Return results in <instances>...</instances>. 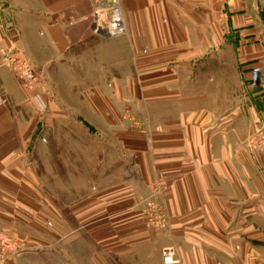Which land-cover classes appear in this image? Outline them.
<instances>
[{"label": "crops", "instance_id": "crops-1", "mask_svg": "<svg viewBox=\"0 0 264 264\" xmlns=\"http://www.w3.org/2000/svg\"><path fill=\"white\" fill-rule=\"evenodd\" d=\"M120 4L125 31L108 38L91 30V0H0V46H21L49 86L38 117L0 53L8 99L0 104V227L54 222L48 199L38 203L29 156L40 134L74 110L112 151L96 158L100 177L74 202L77 225L58 241L88 229L107 257L102 264H264V0ZM83 44L94 69L104 49L110 86L68 87L71 104L51 80L68 78ZM154 176L167 183L160 230L147 224L141 203ZM164 245L174 246L175 262L162 261Z\"/></svg>", "mask_w": 264, "mask_h": 264}, {"label": "rangeland", "instance_id": "rangeland-1", "mask_svg": "<svg viewBox=\"0 0 264 264\" xmlns=\"http://www.w3.org/2000/svg\"><path fill=\"white\" fill-rule=\"evenodd\" d=\"M116 36L112 35L108 38ZM102 50L103 57L94 69L89 57V47L83 44L77 54L80 56L75 61L69 62L71 72L68 73V78L57 77L58 79H55V77L51 80L57 93L61 91L62 98L66 99V102L73 104L76 99L73 91L72 93L64 91L68 87L82 88L92 82H98V86H110L108 78L104 77L105 68L109 63L106 62L107 58L103 48ZM226 54L227 56H233L232 48L228 47ZM229 69L227 68V70ZM254 69H258V74L256 80L251 78L253 84L259 80L261 67L257 64L253 65L251 77ZM74 70L76 71L74 72ZM38 72L42 79L43 91H45V87L49 86L47 81L43 80L40 70ZM54 74L57 76L64 75L57 71ZM30 100L32 101L31 98ZM7 101L6 97V103ZM77 101L80 103L79 100ZM35 107V112L37 111L36 114L40 117L36 104ZM73 111L69 110L70 121H66L60 127L57 124L50 125L49 129L44 130L43 135L40 134L38 143L29 156L41 186L38 203L41 202V195L44 200L48 199L50 206L44 208H49L51 213L57 216L54 218V222L52 221L49 224V229L46 226L44 227V224L40 221H35L34 224L18 221L0 227V264H89L90 260L102 264L107 261L104 253L102 256L99 254L97 243L90 237L86 228L81 227L78 229L76 239L72 237L68 239L72 235L67 237V242H64V240L58 241L57 239L60 231L71 230L72 227L77 225L72 220V206L75 201L88 195L89 191L93 189L91 186L100 177L98 174H100L102 168H99L96 158L100 160L106 153L112 151V146L106 143V135L96 130L97 128L85 120L84 117H81L80 120L73 117L75 116ZM260 144L262 143L257 142V145ZM155 177L161 176H154L153 179ZM150 184L151 182L148 184L147 192L141 200L145 219L147 209L144 205V198L149 193ZM166 187L162 190L159 200L165 213V222H167V214L162 199ZM60 214L64 215L69 222L58 221V215ZM45 223H48V221H45ZM147 224L156 230L148 222ZM160 229L162 228L157 230Z\"/></svg>", "mask_w": 264, "mask_h": 264}, {"label": "built area", "instance_id": "built-area-1", "mask_svg": "<svg viewBox=\"0 0 264 264\" xmlns=\"http://www.w3.org/2000/svg\"><path fill=\"white\" fill-rule=\"evenodd\" d=\"M91 2L90 22L93 33L112 36L125 31L126 24L120 0H91ZM0 53L4 64L13 70L22 87L30 92V98L36 104L40 115H43L47 109V101L42 93V79L37 68L30 62L21 46L17 44L8 47L0 46ZM257 71L258 69L252 71V80H256ZM5 103L6 97L0 94V104ZM165 187V179L155 177L151 181L148 195L144 198L147 222L156 229L163 228L166 224L165 213L159 202ZM160 254L164 263L176 261V252L172 245L162 246Z\"/></svg>", "mask_w": 264, "mask_h": 264}, {"label": "clouds", "instance_id": "clouds-1", "mask_svg": "<svg viewBox=\"0 0 264 264\" xmlns=\"http://www.w3.org/2000/svg\"><path fill=\"white\" fill-rule=\"evenodd\" d=\"M121 31H123V29H121Z\"/></svg>", "mask_w": 264, "mask_h": 264}, {"label": "bare ground", "instance_id": "bare-ground-1", "mask_svg": "<svg viewBox=\"0 0 264 264\" xmlns=\"http://www.w3.org/2000/svg\"><path fill=\"white\" fill-rule=\"evenodd\" d=\"M256 73H258V71Z\"/></svg>", "mask_w": 264, "mask_h": 264}]
</instances>
